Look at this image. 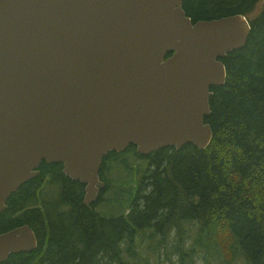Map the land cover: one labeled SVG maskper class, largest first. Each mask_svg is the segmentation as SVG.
<instances>
[{"label":"water","instance_id":"water-1","mask_svg":"<svg viewBox=\"0 0 264 264\" xmlns=\"http://www.w3.org/2000/svg\"><path fill=\"white\" fill-rule=\"evenodd\" d=\"M183 3L0 0V214L43 161L85 185L91 206L108 153L209 146L211 88L225 85L221 60L251 25L243 15L193 24ZM37 244L29 225L0 234V264Z\"/></svg>","mask_w":264,"mask_h":264},{"label":"trees","instance_id":"trees-1","mask_svg":"<svg viewBox=\"0 0 264 264\" xmlns=\"http://www.w3.org/2000/svg\"><path fill=\"white\" fill-rule=\"evenodd\" d=\"M183 8L193 24L243 15L251 25L245 47L221 60L225 85L211 88L209 146H168L144 156L129 145L108 153L99 174L107 187L91 206L84 203L85 185L68 178L62 164L43 161L39 177L13 194L0 214V234L29 225L37 248L2 264H137L132 260L144 232L150 231L149 240L161 236L159 247L173 229L182 263L201 252L222 264L241 257L264 264V0H184ZM130 154L148 163L141 178L124 182L130 187L125 199L103 197L112 188L113 166L132 174ZM47 184L58 188L55 205L43 197ZM100 203L111 213L97 211ZM186 222L199 225L188 251Z\"/></svg>","mask_w":264,"mask_h":264},{"label":"rangeland","instance_id":"rangeland-1","mask_svg":"<svg viewBox=\"0 0 264 264\" xmlns=\"http://www.w3.org/2000/svg\"><path fill=\"white\" fill-rule=\"evenodd\" d=\"M127 158L129 159V163L132 164V168H134L132 174L128 176L127 173L124 172V170L113 166L112 171L107 176L111 180L112 188L110 191L105 192L103 197L109 198L111 200H115L117 198L125 199L127 195H123L127 190L129 191L130 187L127 188L124 182L132 179V183H135L141 178L143 172L146 170L148 163L145 159L140 158L139 156H135L134 154L128 155ZM57 189L58 188L56 186L47 184L43 190L44 199L48 200L51 205L56 204L58 196ZM96 209L100 212L103 211L104 213H111L105 203L98 204ZM120 212L121 211H119L118 213L112 211L113 214H119ZM198 228L199 225L195 222L185 223L184 229L187 231L185 236V238L187 237V241L185 240L186 246L184 244V248L186 251H188L187 249H190V247L192 246V242L196 237ZM147 234H150V231L144 232L142 234L141 241H143L140 242L139 247L137 248L138 256L135 260H132V262H135L137 264H222V262L218 260L217 257H205L206 255L201 252L196 257H193L191 261H189L188 258H185L182 263L181 255L174 248L175 245L178 243L179 239L176 229H173L171 231V233L166 239V243L161 244L159 247L158 241L161 239V236L155 237V239H157L154 241L153 239L149 240V238H147ZM232 264H245V261L241 257L235 263Z\"/></svg>","mask_w":264,"mask_h":264},{"label":"flooded vegetation","instance_id":"flooded-vegetation-1","mask_svg":"<svg viewBox=\"0 0 264 264\" xmlns=\"http://www.w3.org/2000/svg\"><path fill=\"white\" fill-rule=\"evenodd\" d=\"M124 151H125V150H124ZM124 151H123V152H124ZM121 153H122V152H121ZM39 168H40V166L38 167L37 170L39 171V175H40V174H41V171L39 170ZM38 177H39V176H38ZM35 179H36V178H35ZM101 181H102V180H101ZM102 182H104V181H102ZM104 183H105V182H104ZM105 184H106V183H105ZM106 187H107V186H106ZM106 187H105V189H106ZM103 190H104V189H103ZM103 190H102V191H103Z\"/></svg>","mask_w":264,"mask_h":264}]
</instances>
